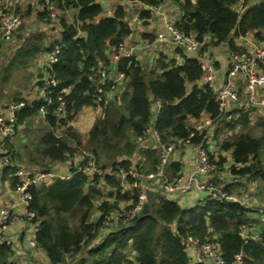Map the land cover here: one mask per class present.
Here are the masks:
<instances>
[{
    "label": "trees",
    "instance_id": "obj_1",
    "mask_svg": "<svg viewBox=\"0 0 264 264\" xmlns=\"http://www.w3.org/2000/svg\"><path fill=\"white\" fill-rule=\"evenodd\" d=\"M63 1L45 0L44 4L46 9L49 3L64 10L77 11L71 23L61 19V42L47 47L42 33H38L34 36L36 44L28 43L21 47L16 41L7 43L14 46V52L20 49L17 57L50 54L40 72L44 77L38 79L42 82L43 98L26 103L23 100L25 106L16 112L13 134L16 136L28 119L36 115L43 118L46 130L36 145V152L49 164L48 167L42 164L41 171H52L55 162L65 163L76 149L73 143L81 145V136L68 124L84 107L97 105V99L103 92H97L95 84L103 71L109 76L108 80L115 72H125L120 84L125 82L128 89L122 94L121 107L107 103L105 98L100 101L104 117L97 119L89 133L88 147L98 159L103 157L105 165H131L137 147L132 139L145 135L155 116L157 120L153 126L164 144L189 137L193 130L187 125L189 118L199 119L203 113L209 114L214 121L220 117L214 92L207 86L196 84L201 79V68L196 58L184 57V64L179 65L162 55L150 70L140 62L132 61L130 64L128 58H123L117 63L114 73L113 63L108 68H99L96 60L105 57L106 43L116 45L131 32L124 22V10L118 7L115 15L109 17L103 16L104 8L97 0H65V4ZM144 1L152 6L160 3ZM239 1L186 0L180 4L184 13L181 29L188 35L194 33L199 41L210 36L204 49L210 43L229 42L237 51L239 49L231 39L233 36L264 30V0L248 8L244 14L235 9ZM250 2L243 0L244 7ZM148 14L145 10L142 15L147 18ZM54 21L58 22L59 18L57 20L55 16ZM28 36L23 35L19 41L25 43ZM188 85L192 86L189 91ZM109 88V85L103 87L105 90ZM157 101L162 106L154 116L153 102L157 105ZM62 104L63 109L60 110ZM6 106H2L3 109ZM241 115L231 125L233 130L240 125L241 132L222 142L224 151L232 153L234 164L230 171L238 177L264 180V165L259 158L264 149V117L258 123L262 134L254 137L249 129V116ZM129 130L132 136L127 135ZM204 138L205 134H196L191 139L192 144L198 145ZM29 152L32 154L33 150L30 148ZM158 154L157 146L146 151L143 153L145 163H138V167L143 169L147 164L148 171L155 170L159 164ZM171 168L178 172L179 164L171 162L169 170ZM132 181L130 178L129 184ZM30 191L32 200L28 209L37 215L32 221L38 230L35 240L50 264H65L67 256L80 255L99 237L104 220L119 207L120 200L131 199L129 192H122L116 178L108 177L103 182L84 174H75L68 181L43 182ZM150 194L159 193L148 194V203L130 224L118 229L105 227L113 228V232L101 236V241L88 251L89 258L82 260L81 264H87L88 259L92 264H192L184 242L188 236L218 243L226 264H234L235 256L241 252L247 255L245 264H264V232L260 240H255L250 236L244 239L241 230L242 226L254 221L249 217L252 210L229 198L216 200L210 197L200 206L185 209L179 202L165 196H158V204H155L157 197L152 199ZM133 200L136 204L138 195ZM95 212L97 222L91 220ZM173 224L175 229H172ZM12 256L11 246L0 245V264H16L11 261Z\"/></svg>",
    "mask_w": 264,
    "mask_h": 264
},
{
    "label": "built area",
    "instance_id": "obj_2",
    "mask_svg": "<svg viewBox=\"0 0 264 264\" xmlns=\"http://www.w3.org/2000/svg\"><path fill=\"white\" fill-rule=\"evenodd\" d=\"M175 0H165L170 3ZM180 1V0H177ZM0 4V37L5 42H10L15 38V32L23 24L22 14L19 13V6L22 0H3ZM52 9V8H51ZM150 10L149 7H147ZM18 11V13H16ZM184 17V16H183ZM183 17L180 15L168 16L164 20V29L160 36L155 39L156 43L163 44L173 49L184 48L194 54L201 68L200 85L207 86L215 94V100L218 102L220 115L226 112L230 105L240 104L244 114L249 116V120L256 119L257 114L261 113L264 108V47H255L251 50H237L230 53V64L228 66L225 79L219 81L218 70L215 62L207 59L202 51L205 44L210 41L211 37L204 38L199 41L194 33L187 34L181 29ZM139 46H126L120 43L115 47L114 60L120 61L128 58L130 64L132 61L140 62ZM125 78V72H118L114 80H108L105 71L100 73L98 84L104 87L108 84L114 88L117 83ZM237 79L243 80L242 89L237 85ZM61 100V98H60ZM156 113L161 109V102L157 101ZM61 105L60 110L63 109ZM25 106L24 102L8 105L10 112L9 118H5L0 110V134L3 136L0 145V155H3V149L6 147V136H12L15 133L16 112ZM155 119L152 121L155 123ZM214 120L207 119L198 123L191 131L188 138L174 139L172 143L164 144L161 141L159 131L150 126L145 135L137 137L139 143L151 141L157 148H161L159 154V164L153 171L142 172L135 161L128 167H124L120 163L105 165L98 161L96 155L92 152H77L76 149L72 154L73 158L78 161L70 165L65 172L60 171H38L32 174L30 171L25 178H21L16 171L9 169L8 175L14 181L13 189L16 201L10 208L0 210V245L6 244L12 246V242L8 238H4L2 233L15 220L19 219L12 210L25 206L28 209L29 202L32 200L31 188L40 183H53L57 180L68 181L75 174H84L90 178H98L106 182L108 177L116 178L120 182L122 191L127 188L135 189L132 196L138 195V201L134 204L132 201L130 208L123 207L117 211L114 209L103 222V228L107 226L121 227L130 224L140 215L145 205L148 203V194L157 192L164 194L167 199L179 202L186 196L205 194L216 200H224L229 198L225 186H217L216 180L219 178L221 166L218 159L212 157L211 148L214 145L213 135L211 134L212 122ZM196 134H205L204 140L197 145L196 149V166L194 171L189 175L177 174L170 177L168 170L172 162L171 156L175 153L177 145L192 144L191 139ZM152 146V148L155 146ZM9 161L6 162V165ZM28 171V170H26ZM7 175V176H8ZM21 175V174H20ZM132 183L129 184V179ZM219 180V179H218ZM221 180V179H220ZM36 213L32 210L25 211V217L33 220ZM244 233V226L241 227ZM186 251L192 250L189 254L192 264H226L223 257L221 247L218 243L212 242L210 239L201 240L199 238L188 236L185 240ZM31 248H37L36 240L29 241ZM247 255L241 252L235 256L234 264H245Z\"/></svg>",
    "mask_w": 264,
    "mask_h": 264
},
{
    "label": "crops",
    "instance_id": "obj_3",
    "mask_svg": "<svg viewBox=\"0 0 264 264\" xmlns=\"http://www.w3.org/2000/svg\"><path fill=\"white\" fill-rule=\"evenodd\" d=\"M155 1H158V0H155ZM185 1L186 0H180V1L175 0L170 3H166L164 0L163 2L159 3V5L152 6L146 3L144 0L143 1L142 0H97V2L101 4L104 8L103 16L108 15L109 17H111L115 15V12L118 7H121L124 10V14H125L124 22L128 25L131 32L129 35H127L123 39V42L126 44L127 47L128 46H139L140 47L139 55L141 58V64L142 66H144L145 68L149 70L159 61L162 55L167 57L169 60L171 59L175 60L177 64L179 65L184 64V57L195 58L194 54L185 50L184 48H179L181 49V52H180L178 51V49H173L163 44H159L155 42V39L158 36H160L163 32L164 20L168 16L174 17L175 15H181L183 13V10L181 9L180 4L184 3ZM260 1L261 0H251V2L247 3V6L244 7L243 0H240L235 5V9L241 14H244L248 8L259 3ZM22 2H23V7H24V1ZM49 6L53 7L54 9V5H51L48 3V7ZM147 7H149L150 10H148ZM45 10L49 12L48 9L45 8ZM145 10L149 12L147 18H145L142 15ZM69 13L72 14L74 18L77 11L74 10V11H70ZM73 18H72V21H73ZM28 33L30 32L26 31L24 35H27ZM231 39L233 41V45L237 47L239 51L251 50V49H254L255 47H264V30L249 32L244 36H233V38ZM221 44H225L223 47V50L218 49L217 51V49H215L216 54L214 56H211L210 54H208L207 52L208 49L206 51V49L202 48V51L205 54L206 58L211 59L215 62V66L218 70L217 76H218L219 81H222L225 79V75H226L228 66L230 64V53L234 51L232 48V45L229 42H224ZM115 46L116 45H111L109 42L106 43V49L104 52L105 57L103 59L99 58L96 60L98 62L97 67L108 68L109 65L113 63L112 73L115 72V69L117 68V63L121 61L120 60L117 62L113 58L114 53H115ZM207 48H209V46ZM117 74L118 73L115 72L110 77L109 80L110 81L114 80ZM236 83L239 86V88L242 89L243 80L237 79ZM196 84H200V83L197 81ZM126 88H127V84L125 82L121 84L119 82L116 84L114 88H109L106 90L102 89L103 94H101V98L98 97L97 102H96L97 105L91 106L95 108V110H97L96 113L98 116L96 118V121L97 119L104 117V110L102 108V111H101L99 107V106L102 107V105H100V101H103V98H105L107 103H113L121 107L122 100L119 103H115L113 101L118 100L119 97L122 96V94L125 92ZM191 88L192 86L188 85L187 87L188 91L191 90ZM7 106H6V109H3L2 106L0 108L3 115H5L4 116L5 118H9L10 116V112L8 111ZM156 106L157 105H155V102H153L154 110ZM87 107H90V106H87ZM241 114H244V112L240 104L230 105L229 108L226 110V112L220 115L218 119L221 118L222 121H225L228 125H234V122L239 120L240 117H242ZM261 117H264V108L261 110V113H258L255 120L250 121V128L252 127L257 128L259 119ZM207 119L213 120L209 114L203 113L199 119L189 118L187 120V125L192 127L193 129L198 123L205 121ZM217 120L212 122V129H213V125L216 124L215 122ZM95 122H92L90 127L93 128ZM228 127L232 129L231 128L232 126H228ZM241 130H242L241 126L236 125V128L234 130L232 129L231 131H227L226 136L224 137L228 139L234 134H239ZM211 134L213 135L212 130H211ZM260 134L262 133L260 132ZM259 136H256V137H259ZM14 137L15 136L8 137V141L12 140ZM214 142H215V139H214ZM179 146L181 147L182 152L179 157L173 158L172 162L179 164L178 174L180 173L183 175H189L194 171L195 166H196V153L195 152L197 149V145L181 144ZM215 146L216 145H213L211 148V152L213 156H215V153H214ZM219 147H220L221 153L218 156L223 161L225 168L228 169V167H231L234 164L232 153L231 151H224V149L222 148V145L221 146L219 145ZM153 148L149 147V145H146V149L148 151ZM30 156H31V153L29 154V158ZM259 158L264 165V149L260 152ZM139 160L145 163L146 156L141 154L139 156ZM77 161L78 160L76 158H73L71 156L70 159L67 160L65 163H58V162L53 163L52 170L65 172L70 167V165L75 164ZM36 168L37 167L35 168L28 167L29 170L27 168L25 169L30 171L32 174H35L38 171H40L39 169H36ZM14 169L15 171L17 170V168L15 167ZM218 179L222 180L220 184L221 186H225V188L227 189L230 200L234 202H238L242 204L243 206H245L246 208L252 210V212L249 214V217L254 221L251 224L244 226V233L248 237L250 236L255 240H260L261 234L264 232V230L261 231L260 233H256L255 232L256 228L254 227V223H255V220L258 218L259 221L261 222L259 224L260 225L264 224V180H262L261 178H257V179L251 178L250 179L249 177H238L228 171L226 172L225 176H224V173L222 175H219ZM13 184H14V181H13ZM236 189L240 190L241 192L240 195L236 193ZM134 191H137V190L127 188L124 191H122V192H127V193L129 192V197L131 199L126 200L123 203L121 208L127 207L132 201H134L133 200L134 196H132V193ZM205 196L206 198L208 197L207 195H203V194H200L198 196L197 195L186 196L183 198V200L179 201V203H180V206L185 209L195 208L205 203L206 199L204 201H201V197L205 198ZM15 201H16V197L14 195V189H13L12 183L7 180V172L6 171L3 172V170L0 169V210L5 209V208H10ZM246 203L248 204L246 205ZM26 210L28 209L25 206H19L13 209L12 210L13 214H16L19 217V219L13 221L8 226L6 232L2 234L4 238H8L12 242L11 247L13 251V256L11 258V261H14L16 264H18L19 262L17 260V256L18 254H21V257L22 255H25L24 256L25 259H27L31 264H40V263L50 264L48 257L39 247L35 248L36 249L35 250L29 246V241L35 240V234L38 230H37V226L32 222L33 220L27 219L25 217ZM254 212L261 213V216L260 215L252 216ZM174 228H176V225ZM106 232H109V231L104 230V233ZM101 239L102 237L99 238L98 241H101ZM214 239H216V237ZM192 252L193 251L190 250L187 253L191 254Z\"/></svg>",
    "mask_w": 264,
    "mask_h": 264
},
{
    "label": "rangeland",
    "instance_id": "obj_4",
    "mask_svg": "<svg viewBox=\"0 0 264 264\" xmlns=\"http://www.w3.org/2000/svg\"><path fill=\"white\" fill-rule=\"evenodd\" d=\"M24 1V7H23V14H24V25L18 30L16 34V42L17 44H21L23 47L24 45H27L28 43L36 44V39L34 36L38 33H42L44 39L43 41L46 43V46L49 47L52 43H58L62 40V26H61V19H66L68 23L72 22V14H70V10H64L57 6H54L55 10H52L51 7H48V10L50 12H47L45 10V0L41 2V0H23ZM143 1V0H142ZM164 0H158L157 2H163ZM65 0L63 1V4H65ZM56 16L57 20L59 18V21H54V17ZM28 31V39L25 43H21L19 40L24 35V33ZM211 45V46H210ZM225 44L220 45H212L211 43L208 45L209 48H206V51L208 49V54L211 56H214L216 54V50H223ZM20 50V49H19ZM17 50L14 52V46L11 44H7L6 42L2 41L0 39V108L1 106L10 105V104H18L19 102H32L34 100H38L40 98H43L44 92H42V86L41 81H38V79L43 78L44 75H40V72L44 68L45 63L48 61L50 54L44 53L38 56H27V57H17ZM128 90L127 88L125 91ZM122 100V96L119 97L118 100H115L113 102L119 103ZM26 103V102H25ZM100 110L102 111L103 106H99ZM3 110V109H2ZM95 112H94V111ZM97 110L93 107H85L81 110L79 114H77L71 121H69V126H72L73 130H75L81 137V145L78 146L75 143L74 146L76 148L77 152H91V149L88 147V137L89 133L92 130L90 127L92 122L96 121L97 118ZM95 114V115H94ZM226 115V114H225ZM223 115V116H225ZM258 115V114H257ZM5 116V115H4ZM95 116V117H94ZM94 117V118H93ZM93 118V120H92ZM95 120V121H94ZM216 124L213 125L212 133H213V140L215 139L214 145L215 146V156L212 155L213 158L218 159V163L221 166L220 173L224 176L226 172H230V167L228 169L225 168L224 163H221L222 160L219 158V154L221 153L220 147L222 145V142L226 139L224 136H226L227 131H231L228 125L225 121H222V119H218ZM66 126L63 128V132L65 131ZM251 131V134L255 137L261 135L262 133L260 128L252 127L249 128ZM46 125L45 122H43V118H40L39 116H34L33 118H30L27 120V122L20 126V129L18 130L17 135L10 141H8V147L3 149V155H0V169L3 170V172L7 171L8 169H14L17 168V174L21 176V178H25L26 175L29 173V171H26L25 168H35L36 169H43V165L48 167L49 162L46 159H42L40 153L36 152V145L39 144V140L41 135L45 132ZM132 136V135H131ZM260 137V136H259ZM1 138V135H0ZM133 142L136 143V157L135 161L137 163H143L139 160V156L146 151V145H149V147L152 148L154 145L153 142L147 141L146 143H139L136 140L132 139ZM156 147V145H154ZM178 146V145H177ZM175 149V153L171 156V160L173 161V158L179 157L182 149L181 147H177ZM32 148L33 153L31 154L29 158V149ZM159 149V154L161 152V148ZM152 150V149H150ZM158 154V155H159ZM30 162H29V161ZM9 161V163L6 165V162ZM98 161L102 164H106L103 157H100ZM231 162V161H229ZM59 165V164H57ZM149 165L144 164L142 172H148L150 170ZM29 170V169H28ZM56 171V170H55ZM21 174V175H20ZM178 172L176 169H170L169 176L174 177L177 175ZM12 177L10 175L7 176V180L12 183L11 180ZM222 180H216L217 186L221 185ZM226 181V180H225ZM157 193V192H155ZM236 193L238 195L241 194L239 189H236ZM205 195V194H203ZM158 196L163 197L164 194H150L149 197L152 199H155V204H158ZM237 198V197H236ZM206 199L201 197V201H204ZM99 200L98 202H100ZM98 202H96V206H98ZM123 201L120 200L119 207L114 210L117 211L122 207ZM248 203H246L247 205ZM132 205H128V208H130ZM254 215H260L259 212H254L252 216ZM77 217V216H76ZM91 220L93 222L98 221V217L96 216V212L92 216ZM261 223L259 219L257 218L254 223V227L256 228L255 232L260 233L264 230V224L260 225ZM127 225V224H126ZM125 226V225H124ZM115 227V226H113ZM175 225H172V229ZM115 229H118L115 227ZM7 229L4 230L6 232ZM104 230H108L109 232H113V228H107L103 229L101 228L99 236H105ZM254 232V233H255ZM216 236L213 237V239ZM101 237H98L91 245L88 247H85L83 251L78 256H67V261L65 264H81V261L84 259L89 258V255L87 254L88 251L94 247L95 243L98 241V239ZM35 249V248H32ZM36 250V249H35ZM25 255L18 254L17 260L18 264H31L27 259L24 257ZM131 257L134 256L133 253L130 254ZM189 256V254H188ZM190 257V256H189ZM41 264V263H40ZM87 264H92L89 259L87 261Z\"/></svg>",
    "mask_w": 264,
    "mask_h": 264
},
{
    "label": "clouds",
    "instance_id": "obj_5",
    "mask_svg": "<svg viewBox=\"0 0 264 264\" xmlns=\"http://www.w3.org/2000/svg\"><path fill=\"white\" fill-rule=\"evenodd\" d=\"M1 1H3V0H0V4L2 3ZM23 1V0H22ZM52 8V10H54L53 9V7H51ZM23 2H22V4L19 6V13H21L22 14V17H23V24H22V26L24 25V14H23ZM50 12V11H49ZM16 13H18V11H16ZM54 19H55V17H54ZM21 26V27H22ZM20 27V28H21ZM20 28H18L17 30H16V32H15V38H14V40H12V41H10V42H6V43H12V42H14V41H16V34H17V32H18V30L20 29ZM0 39L2 40V41H4L1 37H0ZM5 42V41H4ZM123 41H121L120 43H122ZM120 43H118V44H120ZM124 43V42H123ZM118 44H116V46H118ZM115 46V47H116ZM54 57H52L51 58V60L53 59ZM122 60V59H121ZM99 81V80H98ZM98 81L96 82V88H97V92H103L102 91V89H103V87H101L99 84H98ZM109 86H110V88H111V85L110 84H108ZM20 103V102H19ZM155 111H156V108H155ZM157 114V113H156ZM16 124V123H15ZM1 135V134H0ZM13 136V135H12ZM2 135H1V140H2ZM8 137H10V136H8ZM8 137H6L5 138V140H6V142L8 143ZM41 171V170H40Z\"/></svg>",
    "mask_w": 264,
    "mask_h": 264
},
{
    "label": "water",
    "instance_id": "obj_6",
    "mask_svg": "<svg viewBox=\"0 0 264 264\" xmlns=\"http://www.w3.org/2000/svg\"><path fill=\"white\" fill-rule=\"evenodd\" d=\"M152 115H154V116L156 115V111L155 110L152 111ZM132 134H133L132 131H130V130L127 131V135L128 136H131ZM243 237H244V239H247L248 238L247 235H244Z\"/></svg>",
    "mask_w": 264,
    "mask_h": 264
},
{
    "label": "bare ground",
    "instance_id": "obj_7",
    "mask_svg": "<svg viewBox=\"0 0 264 264\" xmlns=\"http://www.w3.org/2000/svg\"><path fill=\"white\" fill-rule=\"evenodd\" d=\"M183 16H184V13H182V14L180 15V18L183 17ZM151 126H153V125H151ZM53 183H54V182H53ZM244 235H245V234H244Z\"/></svg>",
    "mask_w": 264,
    "mask_h": 264
}]
</instances>
